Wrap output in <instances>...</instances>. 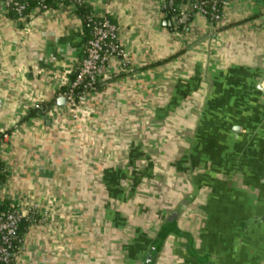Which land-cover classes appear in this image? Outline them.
<instances>
[{"label": "crops", "instance_id": "0c3cea01", "mask_svg": "<svg viewBox=\"0 0 264 264\" xmlns=\"http://www.w3.org/2000/svg\"><path fill=\"white\" fill-rule=\"evenodd\" d=\"M84 1L129 63L74 120L57 100L83 18H12L0 0L1 191L40 211L16 264H264V0H233L215 25L160 0Z\"/></svg>", "mask_w": 264, "mask_h": 264}, {"label": "built area", "instance_id": "2783aa9c", "mask_svg": "<svg viewBox=\"0 0 264 264\" xmlns=\"http://www.w3.org/2000/svg\"><path fill=\"white\" fill-rule=\"evenodd\" d=\"M83 2V0H73ZM233 0H185L175 3V0H160V9L172 12L177 19L181 7L188 13H198L209 23L220 24L224 11L232 4ZM6 7H11L18 15V19H24V6L16 0H4ZM38 8H45L38 4ZM89 38L85 45L84 55L79 59L76 70L67 88L61 93L65 99L67 112L72 119H76L82 107L90 96L92 85L107 77L108 68L117 63L123 69H128V54L118 39V28L108 15H93L87 18ZM41 104V103H40ZM40 104L33 108H40ZM46 112V111H45ZM7 139L6 132H0V147L2 140ZM3 196L0 181V206L6 201V207L0 208V264H16L19 254L24 249V237L18 233L22 221L29 223L35 220L39 211L37 204L30 202L14 201Z\"/></svg>", "mask_w": 264, "mask_h": 264}, {"label": "trees", "instance_id": "16d2710c", "mask_svg": "<svg viewBox=\"0 0 264 264\" xmlns=\"http://www.w3.org/2000/svg\"><path fill=\"white\" fill-rule=\"evenodd\" d=\"M18 1L20 4H22L24 6V10H23V15L25 16L31 9L35 8V7H39L38 4L40 5H44L45 7H51V8H58V7H66V6H71L76 13L81 16L83 18V25L85 30L87 31V33L89 34V29L87 26V18L91 15L90 11H89V7L86 5L85 1L83 0V2H75L73 0H16ZM185 0H175V3H179V2H183ZM9 11L8 14L12 17V18H18V15L15 13V11L11 8L8 7ZM165 14L167 17L170 16V14H172V12L170 10H166ZM73 79V76L72 78ZM100 81V80H99ZM96 81L91 88V91L96 90L100 87V84H102V82L100 81ZM67 88V86L65 87V89ZM48 107H50V102L47 103H41L40 104V108L37 109H31L30 112L28 113V117L29 116H33L35 114H43ZM2 180V175L0 174V181ZM6 201H3L2 205L0 206L1 209L6 207ZM29 222L27 221H22L19 225V229H18V233L20 236H24L28 226H29Z\"/></svg>", "mask_w": 264, "mask_h": 264}, {"label": "water", "instance_id": "95a60500", "mask_svg": "<svg viewBox=\"0 0 264 264\" xmlns=\"http://www.w3.org/2000/svg\"><path fill=\"white\" fill-rule=\"evenodd\" d=\"M57 102H58L59 105L62 106L65 103V99L63 97H59L58 100H57ZM173 216H175V214ZM156 253H157V251H156V245L154 244L151 253L148 255V261L149 262L153 261Z\"/></svg>", "mask_w": 264, "mask_h": 264}]
</instances>
